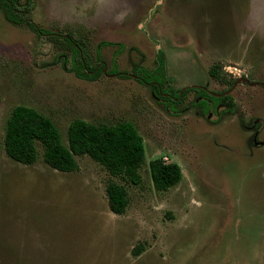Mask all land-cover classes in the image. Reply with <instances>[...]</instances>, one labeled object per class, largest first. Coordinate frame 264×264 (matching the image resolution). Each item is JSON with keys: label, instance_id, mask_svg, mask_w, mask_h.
I'll return each instance as SVG.
<instances>
[{"label": "rangeland", "instance_id": "1", "mask_svg": "<svg viewBox=\"0 0 264 264\" xmlns=\"http://www.w3.org/2000/svg\"><path fill=\"white\" fill-rule=\"evenodd\" d=\"M20 8L38 29L76 39L90 68L114 62L128 77L79 79L60 37L14 25L0 10V142L23 105L51 119L65 145L74 120L129 122L145 161L132 185L88 156L60 173L39 145L30 166L1 148L0 264H264V146H250L233 115L202 113L199 91L166 105L132 73L153 70L161 51L170 92L227 91L246 125L261 120L264 141V88L237 82L264 83V0H20ZM155 159L181 168L167 191L153 186ZM109 181L126 188L123 215L109 209Z\"/></svg>", "mask_w": 264, "mask_h": 264}, {"label": "trees", "instance_id": "2", "mask_svg": "<svg viewBox=\"0 0 264 264\" xmlns=\"http://www.w3.org/2000/svg\"><path fill=\"white\" fill-rule=\"evenodd\" d=\"M0 10L5 20L14 25L25 23L37 35L60 37L61 41L71 50V70L79 79L92 81L102 74L122 79L128 77V75L118 73L114 62L113 68L109 71H105V65L102 62L90 68L89 62L82 54L81 44L72 36L56 35L38 29L28 19L19 15L20 0H0ZM122 49L121 46L120 50ZM215 69V67L210 69V74L214 77L217 76ZM132 73L137 82L148 86L158 97H163L166 105L177 104L182 101L185 93L194 91L193 87L179 92L169 91V86L166 87L169 78L166 74L165 58L161 51H157L156 66L153 70L149 71L141 66H135ZM196 91H199L198 93H201L203 97H209L202 90ZM222 99L211 97L215 104L226 99L231 101L226 96ZM202 104L205 105L199 102V105ZM231 106L230 102L229 107ZM204 110L207 111L208 108ZM37 145L41 147L43 163L57 172L76 171L75 157L88 156L112 177L120 178L132 185H139L141 182L139 170L145 161L144 143L142 137L129 122L96 125L81 119L74 120L67 128V144L65 145L59 130L51 119L33 108L23 105L15 106L7 118L0 149L3 148L6 156L12 161L30 166L38 159ZM149 172L153 186L158 191H167L182 179L181 168L174 163H164L162 159L149 162ZM105 192L110 211L115 215H123L128 205L126 188L109 181ZM138 252L139 248L133 251L134 254Z\"/></svg>", "mask_w": 264, "mask_h": 264}, {"label": "flooded vegetation", "instance_id": "3", "mask_svg": "<svg viewBox=\"0 0 264 264\" xmlns=\"http://www.w3.org/2000/svg\"><path fill=\"white\" fill-rule=\"evenodd\" d=\"M238 81H240L242 84L260 85L261 87L264 88V83L257 84L256 82H250L247 79H239V80H237V82ZM193 88H194V91L195 92H196V90H202V91H204L209 96V97H203L201 95L200 96L201 97V101H199V102L205 103V106L208 108V110H214V111H216L217 112V117L222 118L224 116H228L229 117L230 115L231 116L233 115L234 117H236L237 119H239V122H240L239 126H240V128L242 130H244V132L251 133L252 134L250 146H254V147L264 146V141L258 142V140H257L259 138V136H262L263 135V128H262V130L257 129V124L259 122H261V120L255 119V120H253L252 124L248 126V125L245 124L246 123L245 116L242 117L240 114H238V113L236 114V111L233 109V102H232V100L230 101L229 99H226V100H224L222 102H219L218 101L217 104H215L211 100V97L212 98H216V99H222V98H224V96L229 97V95H227L228 94L227 91L215 95V94H212V93L210 94V93L206 92L205 87H201V88L198 87V89L195 88V87H193ZM230 102L232 103V106L231 107H229ZM199 106H201V105H199ZM218 110H221V111H218ZM201 112L204 113L203 110H201ZM225 113L226 114L228 113V114L227 115H224ZM241 118H243L244 120L241 119ZM246 146H247V143L244 142V147H246Z\"/></svg>", "mask_w": 264, "mask_h": 264}, {"label": "built area", "instance_id": "4", "mask_svg": "<svg viewBox=\"0 0 264 264\" xmlns=\"http://www.w3.org/2000/svg\"><path fill=\"white\" fill-rule=\"evenodd\" d=\"M165 159V158H164Z\"/></svg>", "mask_w": 264, "mask_h": 264}]
</instances>
